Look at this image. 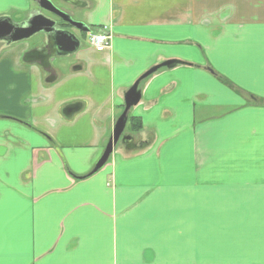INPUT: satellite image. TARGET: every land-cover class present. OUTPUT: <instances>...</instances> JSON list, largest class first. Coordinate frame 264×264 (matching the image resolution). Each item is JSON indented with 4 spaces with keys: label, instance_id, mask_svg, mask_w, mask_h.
<instances>
[{
    "label": "crops",
    "instance_id": "0c3cea01",
    "mask_svg": "<svg viewBox=\"0 0 264 264\" xmlns=\"http://www.w3.org/2000/svg\"><path fill=\"white\" fill-rule=\"evenodd\" d=\"M51 1L110 46L44 85L46 39L0 41V264H264V0ZM37 10L0 0L14 25ZM171 60L191 66L140 84L137 147L90 174Z\"/></svg>",
    "mask_w": 264,
    "mask_h": 264
},
{
    "label": "water",
    "instance_id": "95a60500",
    "mask_svg": "<svg viewBox=\"0 0 264 264\" xmlns=\"http://www.w3.org/2000/svg\"><path fill=\"white\" fill-rule=\"evenodd\" d=\"M33 1L38 10L24 23L14 25L10 20L0 19V41H7L9 43H16L30 39L31 37L40 35L46 39L47 44L53 40L55 46L62 49V56L73 54L84 44L81 39L76 38L71 31L65 30L62 26H67L81 34H89L90 29L81 21H75L64 11L54 6L51 0H31ZM70 1L72 0H65ZM47 14L45 16L43 13ZM52 38V39H51ZM191 66L190 64L180 61H166L162 64L152 67L144 73L135 83L125 92L123 96V112L116 120L112 134L103 150V153L96 163L93 173L101 169L109 160L113 151L121 141L123 144L125 137H122L129 111L136 107L141 100L140 84L158 72L161 69H172L176 66ZM74 112V111H73ZM66 114V117L72 116V113Z\"/></svg>",
    "mask_w": 264,
    "mask_h": 264
},
{
    "label": "flooded vegetation",
    "instance_id": "af4514ba",
    "mask_svg": "<svg viewBox=\"0 0 264 264\" xmlns=\"http://www.w3.org/2000/svg\"><path fill=\"white\" fill-rule=\"evenodd\" d=\"M55 6V5H54ZM56 7V6H55ZM59 9V8H58ZM43 13V12H42ZM45 16H48L47 14L43 13ZM69 15V14H68ZM70 17H72V19H74L75 21H79L78 18H75L74 16L72 15H69ZM62 28H64L65 30H68V31H71V33L76 36V38H79L81 39V41H85V39H87V36L88 35H84V34H81L75 30H72L70 29L69 27L67 26H62ZM43 37V36H42ZM44 38V37H43ZM52 39V38H51ZM50 44L48 45L47 42L44 43V45H42V51H41V54L39 55H31V57L27 56V58L31 59H37V61H39L42 65V68L41 69V73H42V77H43V83L44 85L45 84H48L49 82H51L52 80H54L56 78V75L58 74V71L60 72V66H55L54 62L57 60V58L60 56V57H64V60L69 61L70 59H73L75 53L73 54H67V55H63L62 56V49H59V47L55 46V44H52L54 43L53 40H50ZM63 60V59H62ZM74 60V59H73ZM135 83V82H134ZM133 83V84H134ZM132 84V85H133ZM131 85V86H132ZM124 108V106H123ZM123 112V110H122ZM121 112V114H122ZM120 114V115H121ZM130 115V111H129V114H128V119H129V116ZM120 117V116H119ZM118 117V118H119ZM127 123H128V120H127ZM126 123V124H127ZM134 134V132H131L126 136V139L124 140L123 144H119V147H123V148H126V149H135L137 146L136 144L134 143V140L132 139V135ZM103 153V152H102ZM101 157V156H100ZM100 159V158H99ZM98 162V161H97ZM96 165V164H95ZM95 167V166H94ZM94 169V168H93ZM92 169V171H93ZM91 171L90 174H92L93 172Z\"/></svg>",
    "mask_w": 264,
    "mask_h": 264
},
{
    "label": "built area",
    "instance_id": "2783aa9c",
    "mask_svg": "<svg viewBox=\"0 0 264 264\" xmlns=\"http://www.w3.org/2000/svg\"><path fill=\"white\" fill-rule=\"evenodd\" d=\"M88 45L97 53H103L109 48L110 36L106 32L90 34L87 38Z\"/></svg>",
    "mask_w": 264,
    "mask_h": 264
},
{
    "label": "rangeland",
    "instance_id": "374dc122",
    "mask_svg": "<svg viewBox=\"0 0 264 264\" xmlns=\"http://www.w3.org/2000/svg\"><path fill=\"white\" fill-rule=\"evenodd\" d=\"M55 4H56V3H55ZM38 36H39V35H38ZM84 44H85L86 46H88V44H87V42H86V39H85V41H84ZM88 48H89V46H88ZM62 59H63V60H62ZM63 61H64V62L66 61V60H64V57H60V56H59V57L57 58V60L54 62V64H55V66H60L61 63H64ZM73 62H74L73 59H70V60L68 61L69 64H71V63H73ZM129 133H131V131L129 130V125L126 124L122 137H125V135H127V134H129ZM119 144H121V141L118 143V145H119Z\"/></svg>",
    "mask_w": 264,
    "mask_h": 264
},
{
    "label": "trees",
    "instance_id": "16d2710c",
    "mask_svg": "<svg viewBox=\"0 0 264 264\" xmlns=\"http://www.w3.org/2000/svg\"><path fill=\"white\" fill-rule=\"evenodd\" d=\"M127 124L129 125V130L131 132H139L142 129L141 123L138 119L129 117Z\"/></svg>",
    "mask_w": 264,
    "mask_h": 264
}]
</instances>
